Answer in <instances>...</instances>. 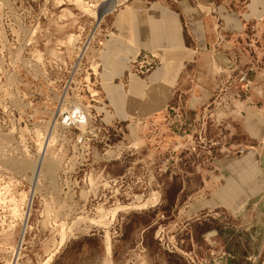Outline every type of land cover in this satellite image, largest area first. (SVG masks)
<instances>
[{
	"label": "rangeland",
	"instance_id": "obj_1",
	"mask_svg": "<svg viewBox=\"0 0 264 264\" xmlns=\"http://www.w3.org/2000/svg\"><path fill=\"white\" fill-rule=\"evenodd\" d=\"M106 1L0 0V264H47L63 234V242L104 234L116 264H198L210 248L193 255L188 225L178 230L173 222L167 204L177 170L170 162L179 158L181 174L222 145L223 135L224 151L240 139L237 119L222 113L238 111L232 101L238 70L226 76L213 66L206 82L195 74L190 88L205 90L212 102L170 104L145 124L107 125L97 99L101 45L88 48L80 63L75 55L90 37L93 43L106 33L103 22L132 0H116L97 18ZM224 78L231 83L222 86ZM165 158L172 159L169 166L158 171ZM152 194L154 206L132 209ZM119 206L130 208L89 224ZM156 213L163 215L140 232Z\"/></svg>",
	"mask_w": 264,
	"mask_h": 264
},
{
	"label": "crops",
	"instance_id": "obj_2",
	"mask_svg": "<svg viewBox=\"0 0 264 264\" xmlns=\"http://www.w3.org/2000/svg\"><path fill=\"white\" fill-rule=\"evenodd\" d=\"M141 2L121 5L103 22L96 76L101 120L145 124L170 104L212 102L205 90L190 88L196 76L206 82L213 66L226 76L247 70V87L238 81L232 98L238 111H222L237 119L240 139L224 151L223 135L222 145L181 174L179 158L172 160L177 186L167 207L178 230L188 225L193 255L220 246L226 264H264V0ZM150 56L153 65L142 71ZM56 247L47 264H116L104 234H80Z\"/></svg>",
	"mask_w": 264,
	"mask_h": 264
},
{
	"label": "built area",
	"instance_id": "obj_3",
	"mask_svg": "<svg viewBox=\"0 0 264 264\" xmlns=\"http://www.w3.org/2000/svg\"><path fill=\"white\" fill-rule=\"evenodd\" d=\"M107 34L104 33L102 34V36L97 39L96 41H94L93 43L91 42V37L89 40H87L86 44L84 46H81L80 48L78 47L77 48V52L75 53V55L77 56L78 60L77 62L80 63L81 59L83 58V54L88 51L91 48H93L94 50H97L99 48V46L101 45V42L102 40L104 39V37H106ZM89 48V49H88ZM100 49V48H99ZM154 57L153 56H150V59L143 63L141 68H143L142 71H146L148 68H150L153 63H154ZM238 81L242 82L244 84L245 87H247L248 85V71L247 70H240L239 73H238ZM194 148H192L193 150ZM177 159V158H176ZM169 160H172V159H168V158H165V159H161L159 162H158V168L157 170L160 171L162 168V171L167 168V166H169ZM176 161V160H174ZM172 163V161L170 162V164ZM156 167V166H155ZM154 167V168H155ZM156 170V169H155ZM153 176H150V178H152ZM121 180V178H119ZM108 181H110L111 183L114 184L113 180L112 179H109ZM107 181V182H108ZM117 181V180H116ZM115 181V182H116ZM120 182H123L120 181ZM157 237H158V240L161 242V243H164L166 246H168V241L169 240H164L165 238H163V234H162V231H159L157 234ZM174 238H175V235H173ZM171 245V243H170ZM226 258H227V253L222 249V248H218V247H210L207 251H206V254L204 256L203 259H201L198 264H224L225 261H226ZM189 259L193 262V257H189Z\"/></svg>",
	"mask_w": 264,
	"mask_h": 264
},
{
	"label": "bare ground",
	"instance_id": "obj_4",
	"mask_svg": "<svg viewBox=\"0 0 264 264\" xmlns=\"http://www.w3.org/2000/svg\"><path fill=\"white\" fill-rule=\"evenodd\" d=\"M107 1H109V0H107ZM106 1V2H107ZM80 2V1H79ZM78 2V3H79ZM105 2V3H106ZM116 4V0H110L108 3H106V4H104L100 9H99V11L97 12V18H100L104 13H106V12H108V11H111L112 10V8H113V6ZM111 9V10H110ZM87 10V9H86ZM88 11V10H87ZM94 15V14H93ZM99 20V19H98ZM99 22V21H98ZM78 109H79V107H77ZM80 112V111H79ZM85 114V113H84ZM79 123H81L82 124V122H83V119H82V116L79 114ZM152 192H150L149 193V195L151 194ZM154 194V193H153ZM152 194V195H153ZM148 195V196H149ZM148 196L146 197V198H148ZM146 198H144V199H141V200H139L138 202H140V201H142V200H145ZM155 203H156V198L154 197V195L150 198V199H147L145 202H143L141 205H138V206H134L133 205V207H132V209H135V207L136 208H146L148 205L150 206V205H152V206H154L155 205ZM125 208H130V207H124V206H119V207H117V208H115L114 210H111L112 212H100V218H99V220L100 221H94V220H90L89 219V224H93V225H97V226H99V225H101L102 224V219H105V217L109 214L112 218L114 217V215H116V213H117V211H122L123 209H125ZM124 211V210H123ZM18 212V211H17ZM26 220V217H25V219H24V221ZM78 220V219H77ZM81 220V219H80ZM112 220V219H111ZM82 221V220H81ZM25 223V222H24ZM26 224V223H25ZM64 235V234H63ZM61 236V238H60V242H59V247H60V245L63 243V240H64V236ZM23 235H21V237H22ZM107 247V246H106ZM108 247H109V244H108ZM109 251V250H108ZM109 253V252H108Z\"/></svg>",
	"mask_w": 264,
	"mask_h": 264
}]
</instances>
